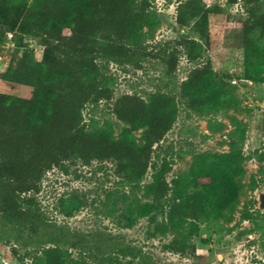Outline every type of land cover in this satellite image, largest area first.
<instances>
[{"label": "rangeland", "instance_id": "374dc122", "mask_svg": "<svg viewBox=\"0 0 264 264\" xmlns=\"http://www.w3.org/2000/svg\"><path fill=\"white\" fill-rule=\"evenodd\" d=\"M182 1L148 0L149 24L142 36L155 54L165 47L179 48L175 70L157 56L146 58L142 67L111 62L104 76L116 97L137 93L150 100L155 92L176 96L179 115L154 154L155 164L141 179L117 173L113 160H77L68 172L50 170L37 194L45 213L37 230H21L0 217V262L46 264V249L56 243L66 264L86 252L94 264H264V32L256 28L245 35L249 10L264 7V0H214L208 3L213 9L206 20L185 26L177 21ZM10 37L0 42V70L5 57L16 64L22 52ZM188 38L201 43L193 49L197 59H189L178 43ZM27 39L41 58L39 37ZM206 63L213 71L198 87L186 86L191 70ZM32 90L0 81V91L14 95L29 98ZM192 97L208 107L191 108ZM112 106L113 101L88 104L87 129L121 137L129 125ZM134 134L140 139L143 129ZM164 167L170 189L158 201L152 187ZM222 180L245 184L237 209L224 216L218 212ZM198 190L210 198V209L195 221L184 220L181 210L171 219L174 198ZM247 208L250 218L244 217ZM175 240L194 242L197 253L169 249ZM109 256L113 259H105Z\"/></svg>", "mask_w": 264, "mask_h": 264}, {"label": "trees", "instance_id": "16d2710c", "mask_svg": "<svg viewBox=\"0 0 264 264\" xmlns=\"http://www.w3.org/2000/svg\"><path fill=\"white\" fill-rule=\"evenodd\" d=\"M212 1H182L178 23L185 26L196 19L206 20L213 9L208 5ZM229 1L236 4L240 0ZM148 5V0H0V42L11 36L22 51L16 64L5 57L0 81L33 88L29 98L0 91V217L6 223L21 230L38 229L45 213L37 194L45 175L54 168L68 172L77 160L85 164L113 160L117 173L128 172L129 178L141 179L155 164L154 154L179 115L176 96L155 92L150 100L137 93L116 97L114 88L104 81L111 62L142 67L146 58L158 56L170 70H175L179 48L165 47L155 54L143 40V29L149 24ZM249 12L245 35L256 28L264 32V7ZM29 36L39 37L41 58L29 48ZM178 43L187 50L189 59L199 57L193 51L201 46L197 39ZM212 71L210 63L196 66L186 86L198 87ZM191 99L190 107L195 110L208 107L196 97ZM101 101H113L112 111L129 125L121 137L105 129H87L84 109ZM141 129L143 134L138 139L134 132ZM166 167L152 187L158 201L170 189ZM224 180L218 183V201L223 206L217 209L221 216L237 209L245 186L241 180ZM210 207V198L198 190L174 198L170 218L174 219L181 210L184 220L195 221ZM252 215L249 208L244 211V217ZM168 248L197 253L194 242L175 240ZM46 259V264L67 262L56 243L46 249ZM94 261L86 252L74 258L73 264Z\"/></svg>", "mask_w": 264, "mask_h": 264}, {"label": "built area", "instance_id": "2783aa9c", "mask_svg": "<svg viewBox=\"0 0 264 264\" xmlns=\"http://www.w3.org/2000/svg\"><path fill=\"white\" fill-rule=\"evenodd\" d=\"M11 38V37H10ZM10 42L12 43V45H15L14 42L10 39ZM3 59V56H0V61Z\"/></svg>", "mask_w": 264, "mask_h": 264}]
</instances>
